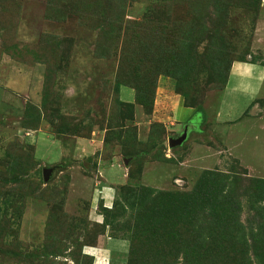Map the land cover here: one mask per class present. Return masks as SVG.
Segmentation results:
<instances>
[{
  "label": "rangeland",
  "instance_id": "374dc122",
  "mask_svg": "<svg viewBox=\"0 0 264 264\" xmlns=\"http://www.w3.org/2000/svg\"><path fill=\"white\" fill-rule=\"evenodd\" d=\"M104 240L98 264H264V0H0V264Z\"/></svg>",
  "mask_w": 264,
  "mask_h": 264
},
{
  "label": "crops",
  "instance_id": "0c3cea01",
  "mask_svg": "<svg viewBox=\"0 0 264 264\" xmlns=\"http://www.w3.org/2000/svg\"><path fill=\"white\" fill-rule=\"evenodd\" d=\"M240 66L241 67L239 68L238 72H236L237 75L243 74V73H245L247 71L253 72V71H255V68H258V67H254V65L245 64V63L244 64H240ZM237 82H239V81H237ZM257 89H258V87L255 88V89L254 88L253 89H251V88H241V91H239V93L242 94L243 96L244 95H249V94L254 96V94L257 92L256 91ZM227 90L230 91L229 87H227ZM106 195H108L110 197V203L109 204H111L112 201H113V195H112L111 190H110V192L109 191L106 192V190H105V191L99 193L98 197H96L97 203H102V205L104 207H108L109 206V204H107ZM103 243L99 241L97 248L85 247L84 250H83V253L85 255L90 256L91 258L94 259V263L93 264H98V262H100L102 260V257H101V249L99 248L100 244L103 245L102 247H103V249L105 251H107L106 246H108L110 248V240H106V241L104 240ZM103 255H106V254L103 252L102 253V256ZM104 263H105V261H104Z\"/></svg>",
  "mask_w": 264,
  "mask_h": 264
},
{
  "label": "water",
  "instance_id": "95a60500",
  "mask_svg": "<svg viewBox=\"0 0 264 264\" xmlns=\"http://www.w3.org/2000/svg\"><path fill=\"white\" fill-rule=\"evenodd\" d=\"M187 131H188V128L185 127V129H184V131H183V133H182V135H181L180 137H178V138H176V139H169V141H168L169 147H170V148H173V147H177V146L181 145L182 142H183V141L186 139V137H187ZM47 172H49V170H45V171H44V179H45V180L48 179V177H47Z\"/></svg>",
  "mask_w": 264,
  "mask_h": 264
}]
</instances>
